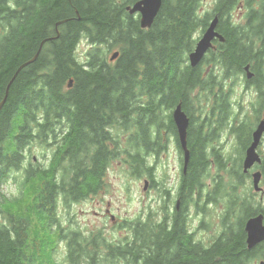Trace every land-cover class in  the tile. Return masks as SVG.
Wrapping results in <instances>:
<instances>
[{
	"label": "trees",
	"instance_id": "16d2710c",
	"mask_svg": "<svg viewBox=\"0 0 264 264\" xmlns=\"http://www.w3.org/2000/svg\"><path fill=\"white\" fill-rule=\"evenodd\" d=\"M139 1L0 0V103L9 87L0 111V264H58L54 255L64 242L71 264H254L264 257L263 245L248 249L245 232L260 213L243 167L255 126L236 131L234 125L250 116L239 117L237 97L251 61L263 73L264 28L247 37L229 19L220 21L225 41L217 40L193 68L189 56L210 21L201 11L204 0H163L150 29L127 11ZM217 1L228 8L223 19L238 0ZM83 41L89 50L81 60ZM115 52L119 58L111 63ZM179 104L189 114L191 153L177 190L179 208L169 209L166 191L169 210L162 218L149 213L125 221L129 235L118 243L66 230L60 210L103 193L113 162L125 158L132 173L160 183L147 161L172 141L182 155L173 120ZM227 128L238 135L237 153L229 157L216 148ZM35 145L41 154L27 162ZM214 165L219 171L209 196L205 178ZM14 182L22 193L11 198L2 188ZM220 200L227 202L221 233L210 245L194 240L188 206L205 212Z\"/></svg>",
	"mask_w": 264,
	"mask_h": 264
},
{
	"label": "rangeland",
	"instance_id": "374dc122",
	"mask_svg": "<svg viewBox=\"0 0 264 264\" xmlns=\"http://www.w3.org/2000/svg\"><path fill=\"white\" fill-rule=\"evenodd\" d=\"M214 1L204 0V7L207 8ZM62 23L64 24V22ZM88 50L87 41L81 42L77 51V55L81 60L85 59ZM111 56L112 54L109 55V60ZM241 92H244L243 95L238 94L237 98L242 99V102L248 107V96L251 98V94L244 91V84L241 87ZM123 141L126 140L123 138ZM219 142L224 144L223 149L226 154L234 153L236 141L234 137L230 136L229 132L224 133ZM40 154L41 149L39 147H36V145L31 147L27 152V162L33 160V156H39ZM181 157L176 142L172 141L167 143L165 153L148 158L147 163L156 167L154 177L157 182H160L155 185L146 173L140 176L132 173L130 166L125 163V158L113 162L107 177L104 179L106 185L103 193L77 203L71 208L60 210L62 217L66 219L65 224L71 220V224L69 223L68 226L63 224V227L66 230L68 228L80 230L87 237L101 234V237L108 241L116 243L124 241L129 235L125 221L132 222L139 217L142 219L147 218L149 213L157 214L155 220L160 219L167 210L173 209L177 205V190L182 177ZM231 158H239V155ZM214 167L216 165L213 166V169L205 178L204 189L206 195L215 189V180L212 177L215 174ZM146 185L147 189L145 188ZM20 186L19 182L8 183L2 188V191L6 196L15 198L22 193ZM238 187L244 190V187ZM166 191L170 192L171 208L168 207ZM258 195H256V198L260 201L261 197ZM226 207L227 202L225 200H220L216 206L214 204L207 205L205 212L196 209L194 205L190 207L192 225L198 226V235L196 236L198 241L210 245L217 239L222 231V213ZM66 251V242L60 243L58 253L56 250L54 255L58 264H71L65 260L67 257ZM257 261L254 264H260L262 260ZM78 264L88 263L81 262Z\"/></svg>",
	"mask_w": 264,
	"mask_h": 264
},
{
	"label": "flooded vegetation",
	"instance_id": "af4514ba",
	"mask_svg": "<svg viewBox=\"0 0 264 264\" xmlns=\"http://www.w3.org/2000/svg\"><path fill=\"white\" fill-rule=\"evenodd\" d=\"M224 6L227 7V5H224ZM227 9L228 8H226V9L223 8L222 4H220L219 1L215 0L213 2V4H210L207 8L204 7V2H203V7L201 8V11H202V14L204 17H206V15H208L210 17L209 25L214 19H218V24L220 23V21L224 22L227 19H229V24L232 27H234L236 30L244 32L247 37H252L254 35L252 32L253 29H256L259 27H261L262 29L264 28V0H238L237 6H234L231 10H229L228 15L223 17V19H222L221 13L223 14L224 12H227ZM202 35H203V33L199 37H201ZM215 41H217V40H215ZM254 63H255V61L253 60V61H251V63H249L247 65L250 67L249 72L252 74L251 78H248V71H246L245 69H244V74H241V76L243 77V79L245 81L244 91L246 93L251 94V98L248 96V107L243 103V104L238 105L240 107L243 106V108L240 110H237L239 117H242L244 115H250V116L249 117L246 116L244 119L241 118L243 120L238 119V123L234 124V125H236V127H235L236 131H238V129L241 128L243 124H245L246 126L247 125H252V126L254 125L255 126V128L252 129L253 130L252 131V137L250 140L251 143H249L248 147L245 150V153L248 150V148L251 147V145H252V142L254 139V133L256 132L259 124L264 121V64H262L263 73L261 74L259 71L253 70V67H255ZM258 77H260V84L258 82L259 81ZM258 106H261L260 112H258L256 109ZM258 115H260V117H257ZM229 128L232 129L231 127H229ZM229 128H227L221 134V136L224 133H227L228 131H230ZM221 136H220V138H221ZM231 137H234L235 141H236V145L234 146V150H233L234 153L226 154L224 149H223L224 144L222 142H219L220 139L216 142V148L219 152H221L223 154V156L229 157V155H235L237 153L235 151L236 148H238V146H237V138H238L237 132H235L233 134V136H231ZM256 154L261 159V163H259L258 165H254L247 173L251 177L255 172H260L262 175L261 183H260L261 190H260V192L254 193L255 194V196H254L255 203L254 204L258 205V207L260 208L259 209L260 213L258 215L251 216L249 219L261 216L262 217V225L264 226V133H263V136L261 138L260 144L256 149ZM36 160H37V158L34 157V161H36ZM48 163H49V161H42L43 165H47ZM154 169L156 171V167ZM155 171H154L153 177L156 175ZM214 171H215V173L216 172L218 173L219 170L216 167H214ZM108 172H107V174H108ZM107 174H106L105 178L107 177ZM183 174L184 173H182V175ZM154 180L156 181L155 178H154ZM153 184L155 185L156 183L153 182ZM213 192H215V190H213ZM213 192L208 193V195L210 196V194H212ZM258 194L261 197L260 198L261 203L256 198V195H258ZM210 204H214L216 206L215 202L210 203ZM192 205H194V204H192ZM192 205L188 206V208H187V217H188V221H189V225H190L189 233H191V235L194 236L193 237L194 240L198 241V239L196 238V236L198 235L197 234L198 226L196 227V226L192 225V216L190 214V207ZM195 208L198 209L196 206H195ZM223 220H224V218H222V223H223ZM246 240H247V235H246ZM198 242H202V241H198ZM259 245H263V251H264V241H262ZM261 260L262 261L260 262V264H264V257Z\"/></svg>",
	"mask_w": 264,
	"mask_h": 264
},
{
	"label": "water",
	"instance_id": "95a60500",
	"mask_svg": "<svg viewBox=\"0 0 264 264\" xmlns=\"http://www.w3.org/2000/svg\"><path fill=\"white\" fill-rule=\"evenodd\" d=\"M162 5L163 0H141L131 6H128L127 11L131 15L139 14L141 27L143 29H150L161 11ZM217 27L218 19H214L211 22L210 26L207 28V30L204 32L203 36L199 39L195 50L189 56V62L191 67L196 68L202 63L207 53L214 47V41L216 39H219L222 43L225 41L223 36H221L217 32ZM44 44L45 42H43L41 46L43 47ZM39 53L31 62L37 60ZM118 58L119 52H115L111 56L110 61L114 62ZM30 63L25 64L21 67V69L28 66ZM249 69L250 67L246 66L245 70L248 71V78H251L252 74L249 72ZM8 91L9 87L7 89V94L4 101L0 103V111L6 103ZM173 120L178 130L179 143L183 152V172L186 173L191 158V153L188 148V130L190 127V119L184 111L182 104L176 106L173 112ZM263 133L264 121L259 124L256 132L254 133L252 145L246 151V156L243 165L245 173H247L255 164L261 163V159L256 154V149L260 144ZM261 178L262 175L260 172L253 174V184L256 192H259L261 190ZM145 188L147 189V185ZM245 232L247 234L248 249L250 250L257 247L262 241H264V226L262 225V217L258 216L256 218L249 219L245 224Z\"/></svg>",
	"mask_w": 264,
	"mask_h": 264
},
{
	"label": "bare ground",
	"instance_id": "6f19581e",
	"mask_svg": "<svg viewBox=\"0 0 264 264\" xmlns=\"http://www.w3.org/2000/svg\"><path fill=\"white\" fill-rule=\"evenodd\" d=\"M44 48H46V47H44ZM31 59V58H30ZM132 101V100H131ZM134 102V101H133ZM115 106V105H114ZM111 107V106H110ZM130 111V110H129ZM121 114V113H120ZM134 115V114H133ZM189 115V114H188ZM108 116V115H107ZM112 121V120H111ZM110 123V122H109ZM106 124V123H105ZM87 155V154H86Z\"/></svg>",
	"mask_w": 264,
	"mask_h": 264
}]
</instances>
